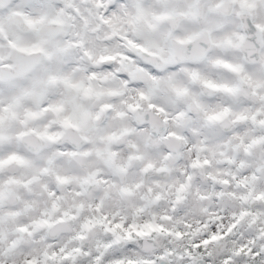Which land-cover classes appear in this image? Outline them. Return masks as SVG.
I'll return each instance as SVG.
<instances>
[{
	"label": "snow or ice",
	"instance_id": "obj_1",
	"mask_svg": "<svg viewBox=\"0 0 264 264\" xmlns=\"http://www.w3.org/2000/svg\"><path fill=\"white\" fill-rule=\"evenodd\" d=\"M0 264H264V0H0Z\"/></svg>",
	"mask_w": 264,
	"mask_h": 264
}]
</instances>
